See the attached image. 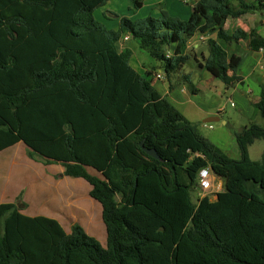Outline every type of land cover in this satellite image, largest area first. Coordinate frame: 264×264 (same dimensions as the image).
Listing matches in <instances>:
<instances>
[{
    "label": "trees",
    "instance_id": "trees-1",
    "mask_svg": "<svg viewBox=\"0 0 264 264\" xmlns=\"http://www.w3.org/2000/svg\"><path fill=\"white\" fill-rule=\"evenodd\" d=\"M110 1L0 0V153L21 142L30 159L85 180L107 234L104 247L77 223L68 234L55 219L1 204L0 264H264V154L249 156L264 127L235 133L241 158H230L154 88L155 69L138 73L132 50L118 48L129 35L168 76L190 60L194 36L216 34L204 63L193 57L229 87L241 58L223 44L251 39L259 51L264 39L225 24L264 13V0H198L187 21L123 17L116 31L95 16ZM254 107L264 119V87ZM202 169L223 183L215 200H194Z\"/></svg>",
    "mask_w": 264,
    "mask_h": 264
},
{
    "label": "crops",
    "instance_id": "crops-1",
    "mask_svg": "<svg viewBox=\"0 0 264 264\" xmlns=\"http://www.w3.org/2000/svg\"><path fill=\"white\" fill-rule=\"evenodd\" d=\"M246 1L248 3H253L256 0ZM108 4L100 10L105 9ZM224 28L229 33H234L237 29H241L244 32L254 31L264 39V13L252 12L244 15L240 19H230L226 22ZM201 37L216 39V34H198L188 43V52L192 56L197 55L200 63L203 64L200 60L201 56H198V52L199 49L206 46V41H201ZM125 43L124 40H120L118 43V48L121 45V48H119L120 51L124 49L122 48L124 46L128 48ZM250 44L251 39L243 40L238 44H223L230 56L235 55L241 58L240 66L236 71V76L239 78V81L232 86H226L228 92L226 96L228 99H235V107L238 108L242 116L245 117V123H250V118L254 113V105L259 101L262 88L264 87V48L259 51H252ZM202 54L207 58L209 55L208 48ZM195 64L196 66L194 69L185 72L184 66L180 73L168 76L163 75L161 79H158L156 75L161 73V70H159V72H154L153 70L145 68L144 63L141 62L138 55L134 52L131 59V66L138 73L142 75L147 71L155 73L152 82L154 88L188 121L191 123H198L197 130L205 137L203 135V130L214 129L211 123L222 121L223 125L226 127L229 123L224 120V109L221 106V99L219 100L214 97L209 98L207 96L202 97L211 85L216 86V78L212 76L206 68L199 66L197 61ZM232 75L233 73L229 72V76ZM184 77L190 78L193 83V91L187 89L186 83L183 81ZM210 118L218 120L206 123ZM206 124L211 125L206 126ZM257 124L264 127V124H259L258 122ZM248 125L244 124L243 127H248ZM211 137V141L224 153L230 152V143L234 145L235 142L237 147L233 149V156L229 157L235 160L241 158V152L237 145L235 135H227V132L224 131L216 132ZM21 144L23 143L20 142L7 149L14 150V153H10L7 158L9 164L7 185L4 180L0 181V205L5 203H17L22 214L30 217L44 216L55 219L63 228L65 227L64 217L67 215H70L75 222H78L77 215L82 212V205L80 203L82 193L79 189H84L85 196L87 194L89 195L91 187L86 186V181L81 178L64 176V167L61 164L44 165L41 161L30 159L27 156L26 146L25 150L20 153L16 152L18 146ZM220 183L222 184L221 181ZM82 198L86 199V197ZM199 198H203V196ZM215 199L216 196L212 200ZM92 206L96 207L94 203ZM99 208H101L100 210L102 211V207ZM104 247H106V244Z\"/></svg>",
    "mask_w": 264,
    "mask_h": 264
},
{
    "label": "rangeland",
    "instance_id": "rangeland-1",
    "mask_svg": "<svg viewBox=\"0 0 264 264\" xmlns=\"http://www.w3.org/2000/svg\"><path fill=\"white\" fill-rule=\"evenodd\" d=\"M198 0H144V5L141 9L136 10L133 7V3L130 0H111V2L108 4V6L103 9L96 12L97 20L99 23L105 27L107 30H118L119 26V19L123 17H127L131 20H140L147 18L149 16L153 18H160L162 16V12H166L170 17L177 18L181 21H187L190 18V15L193 12V8ZM102 9V8H101ZM106 17V18H105ZM129 36V35H128ZM126 35H122L121 41L124 40ZM130 37V36H129ZM126 46L131 49L135 54L138 55L141 62L144 63L145 68L153 70L155 69V72H159L160 64L153 60L146 52L139 49L137 42L134 39L130 38V41L125 43ZM121 48V45L119 46ZM122 48H125L122 47ZM196 60L193 56H191L190 60L185 65V72L189 71L191 69H194L196 66L195 64ZM201 62L204 63V60L201 59ZM162 75H166L163 70H161ZM155 74V73H154ZM216 86H210L208 90L204 93L203 96H207L209 98L214 97L216 99H221V106L224 109V120L229 123V125L226 127L223 125L222 121H217L214 123H211L214 127V129H205L203 130L205 138L211 141L212 135L216 132H227V135H235V133L240 132L244 127V124H251L254 122H258L259 124H264V119L261 117V115L258 113V111L254 107V113L250 118V123H245V117L242 116L238 108L235 107V99H228L226 94L228 93L226 90V85L216 78ZM197 83V82H196ZM195 84V83H194ZM197 85V84H196ZM186 87L189 91H191V88L193 87V83L191 82L189 78V83H186ZM210 123V122H208ZM196 126H198V123H194ZM211 124H206V126H209ZM249 126V125H248ZM201 130V129H200ZM212 142V141H211ZM213 143V142H212ZM214 144V143H213ZM234 147L236 148V144L234 142V145L230 143V152H225L228 156H233L232 152ZM14 149V148H13ZM25 150V145L21 144L18 146L16 152H21ZM250 151V158L253 161H260L262 158V155L264 154V141L263 140H257L255 143L249 148ZM10 153H14V150H7L5 152L0 153V181L4 180L5 184L7 185V178H8V165L3 164L8 161V155ZM20 156V155H19ZM39 161V160H38ZM3 164V165H2ZM88 172L94 176H98L101 178V175L98 174L93 169H87ZM85 182V181H84ZM219 181H217L218 183ZM86 186H90L87 182H85ZM215 185L214 188L210 191H202L200 187L198 186L194 191V200L196 201L199 197H204L206 195L210 196L212 199L215 198V194L217 192H220L216 188ZM223 188V183H222ZM83 189V188H82ZM79 189L81 194V205H82V212L77 215L78 222H75L73 218L70 215H67L64 217L65 220V231L70 233L71 227L74 224H79L82 226V228L89 234L90 236L96 238L102 246L106 244V229L104 226V223L102 222V211L100 210L101 207L99 203L92 200L90 196L87 194L84 196V189ZM82 197H86V199H83ZM96 205V207H93L92 204ZM91 220V224H88V219Z\"/></svg>",
    "mask_w": 264,
    "mask_h": 264
},
{
    "label": "built area",
    "instance_id": "built-area-1",
    "mask_svg": "<svg viewBox=\"0 0 264 264\" xmlns=\"http://www.w3.org/2000/svg\"><path fill=\"white\" fill-rule=\"evenodd\" d=\"M207 39L205 37H201V41L205 42ZM125 42L130 41V37L126 36L124 38ZM173 54L172 50H168L166 52V57L167 58H171ZM163 77L162 73H158L156 75V78L161 79ZM198 183H199V187L202 191H210L212 190V188L215 187V185L217 186V190L220 191L222 189V184L220 182L217 183V179L213 176L212 172L210 171V169H202L199 172L198 175ZM218 193V192H217Z\"/></svg>",
    "mask_w": 264,
    "mask_h": 264
},
{
    "label": "water",
    "instance_id": "water-1",
    "mask_svg": "<svg viewBox=\"0 0 264 264\" xmlns=\"http://www.w3.org/2000/svg\"><path fill=\"white\" fill-rule=\"evenodd\" d=\"M207 49V46H204V47H202L201 49H199V52H198V56H201V54L205 51ZM218 119H209L208 121H206V123H208V122H212V121H217ZM141 148L145 151V153L148 155V156H150V157H152V158H154V159H156V160H161V158H160V156H159V154H158V152L156 151V150H154V149H147V148H145L144 147V145H143V143H141ZM97 172V171H96ZM98 174H99V172H97ZM101 175V174H100ZM101 178L103 179V180H105V178L101 175Z\"/></svg>",
    "mask_w": 264,
    "mask_h": 264
}]
</instances>
